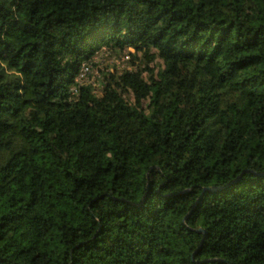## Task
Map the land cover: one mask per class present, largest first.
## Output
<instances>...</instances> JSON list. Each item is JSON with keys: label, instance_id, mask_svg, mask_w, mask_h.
I'll use <instances>...</instances> for the list:
<instances>
[{"label": "trees", "instance_id": "1", "mask_svg": "<svg viewBox=\"0 0 264 264\" xmlns=\"http://www.w3.org/2000/svg\"><path fill=\"white\" fill-rule=\"evenodd\" d=\"M0 264H264V0H0Z\"/></svg>", "mask_w": 264, "mask_h": 264}, {"label": "rangeland", "instance_id": "2", "mask_svg": "<svg viewBox=\"0 0 264 264\" xmlns=\"http://www.w3.org/2000/svg\"><path fill=\"white\" fill-rule=\"evenodd\" d=\"M129 52H134L132 47L124 48L123 50L110 46H100L96 48L92 58L82 64V69L75 77V82L78 84H90L94 93L100 94L105 83L108 73L120 74L124 70H134L140 63L139 60L130 61ZM141 55L139 51L138 56ZM156 66H162L160 60H155ZM181 81L185 88L182 91L183 104L191 105L194 103L193 82L191 73L193 66L183 64L180 67Z\"/></svg>", "mask_w": 264, "mask_h": 264}, {"label": "built area", "instance_id": "3", "mask_svg": "<svg viewBox=\"0 0 264 264\" xmlns=\"http://www.w3.org/2000/svg\"><path fill=\"white\" fill-rule=\"evenodd\" d=\"M81 69H82V67H81Z\"/></svg>", "mask_w": 264, "mask_h": 264}]
</instances>
